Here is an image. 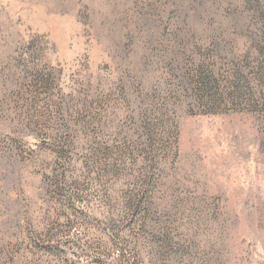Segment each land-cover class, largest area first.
Returning <instances> with one entry per match:
<instances>
[{
  "label": "rangeland",
  "instance_id": "1",
  "mask_svg": "<svg viewBox=\"0 0 264 264\" xmlns=\"http://www.w3.org/2000/svg\"><path fill=\"white\" fill-rule=\"evenodd\" d=\"M262 13L0 0V264H264V94L206 114L166 69L215 26L255 71Z\"/></svg>",
  "mask_w": 264,
  "mask_h": 264
},
{
  "label": "trees",
  "instance_id": "2",
  "mask_svg": "<svg viewBox=\"0 0 264 264\" xmlns=\"http://www.w3.org/2000/svg\"><path fill=\"white\" fill-rule=\"evenodd\" d=\"M262 15L263 27L255 26L263 38V42L258 44L262 58L257 59L255 71H246L250 64L252 52L249 49L251 42H253L251 36L247 37L245 41L247 48L244 53L246 65H241L240 59L236 58L235 55L238 46L237 38L221 36V32L215 26L211 27L207 33V38L196 37L193 39L192 37L188 42H184L186 44L183 43L184 46L181 48V51L182 49L185 51L183 56L191 62L182 73L179 72L183 69L181 60H179L182 52L175 50L177 55L167 62L166 69L170 74L178 76L176 85L188 97L189 103L202 108L206 114H216L215 110L226 103L238 105L245 100L252 102L253 95L257 93L256 89L258 88L260 89L259 92L264 94V47H262L264 45V13ZM240 22H243V26H245L246 21L241 17L229 21L228 25L225 23V26L221 27L222 33L226 32L231 35L229 32L236 30ZM249 22L247 27L251 25ZM222 55L232 56L229 57V61L217 67L215 59Z\"/></svg>",
  "mask_w": 264,
  "mask_h": 264
}]
</instances>
